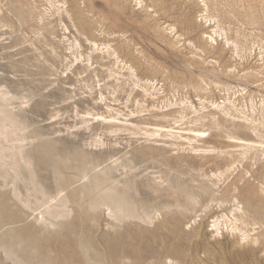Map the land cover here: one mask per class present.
I'll return each mask as SVG.
<instances>
[{"label": "rangeland", "instance_id": "374dc122", "mask_svg": "<svg viewBox=\"0 0 264 264\" xmlns=\"http://www.w3.org/2000/svg\"><path fill=\"white\" fill-rule=\"evenodd\" d=\"M0 122V264H264V0H0Z\"/></svg>", "mask_w": 264, "mask_h": 264}, {"label": "bare ground", "instance_id": "6f19581e", "mask_svg": "<svg viewBox=\"0 0 264 264\" xmlns=\"http://www.w3.org/2000/svg\"><path fill=\"white\" fill-rule=\"evenodd\" d=\"M140 3V2H139ZM101 4V3H100ZM100 4H98V5H100ZM151 9V8H150ZM155 10V9H154ZM149 14V13H148ZM215 31V30H214ZM84 35V34H83ZM213 37V36H212ZM214 38V37H213ZM92 41V40H91ZM94 41V40H93ZM97 45V44H96ZM115 54V53H114ZM216 62V61H215ZM218 65V64H217ZM229 68V67H228ZM130 69H131V67H130ZM220 71V70H219ZM246 71V70H245ZM216 72V71H215ZM257 72V71H256ZM263 72V71H262ZM244 74V73H243ZM148 81V80H147ZM146 81V82H147ZM263 81V80H262ZM148 83H150V82H148ZM258 83V82H257ZM206 84V83H205ZM135 85V84H134ZM152 88V87H151ZM150 88V89H151ZM144 89H146V88H144ZM148 92V91H147ZM152 95V94H151ZM209 100V99H208ZM221 100V99H220ZM228 100V99H227ZM230 102V101H229ZM185 104V103H184ZM215 104V103H214ZM190 105V104H189ZM216 105V104H215ZM182 106V105H181ZM186 106V105H185ZM218 106V105H217ZM187 108V107H186ZM168 109V108H167ZM182 109V108H181ZM197 110V109H196ZM11 117V116H10ZM113 117V116H112ZM164 117V116H163ZM167 117V116H166ZM172 117V116H171ZM203 117V116H202ZM105 118V117H104ZM173 118V117H172ZM175 118V117H174ZM180 118V117H179ZM4 119H6V118H4ZM106 119H109V118H107L106 117ZM111 119V118H110ZM116 119V118H115ZM161 119H162V117H161ZM185 119V118H184ZM235 120H236V118H234ZM10 120H12V119H10ZM105 120V119H104ZM118 120V119H117ZM170 120V119H169ZM202 120V119H201ZM105 121H107V120H105ZM123 121H125V120H123ZM189 121H190V119H189ZM242 121V120H241ZM111 122V121H110ZM129 122V121H128ZM128 122L126 123V124H128ZM174 122V121H173ZM197 122V121H196ZM1 123V122H0ZM134 123V122H133ZM177 123V122H176ZM195 123V122H194ZM203 123V122H202ZM125 124V123H124ZM125 124V125H126ZM188 124V123H187ZM186 124V125H187ZM197 124V123H196ZM208 124V123H207ZM212 125V124H211ZM246 125V124H245ZM130 126H131V124H130ZM129 126V127H130ZM154 126V125H153ZM156 126V125H155ZM181 126V125H180ZM125 127V126H124ZM171 127V126H170ZM183 127V126H182ZM192 127V126H191ZM158 128V127H157ZM179 128V127H178ZM204 128V127H203ZM205 128H207V127H205ZM249 128V127H248ZM163 129V127H160V129L159 130H162ZM165 129V128H164ZM174 130H179V129H174ZM186 131V130H185ZM188 131V130H187ZM193 131V130H192ZM219 131V130H218ZM240 131V130H239ZM148 132V131H147ZM150 132V131H149ZM194 132V134L196 135V136H198V137H201V138H206L207 137V134H206V132L205 131H200V130H195V131H193ZM158 133V132H157ZM166 133V132H165ZM186 133V132H185ZM209 133V132H208ZM225 133V132H224ZM158 136V135H157ZM162 136V135H161ZM166 136H168V134L166 135ZM170 136V135H169ZM208 136H210V135H208ZM179 137L180 138H184V139H188V140H191L192 141V139L189 137V136H183V134H180L179 135ZM228 137L230 138V139H238V138H236L235 136H232V135H228ZM172 139H173V137H172ZM184 139H182V140H184ZM175 140V139H174ZM233 140V141H234ZM238 140H240V139H238ZM242 140H244V139H242ZM245 141V140H244ZM242 142V141H241ZM246 142H248V143H246L247 144V146H250L251 145V143L250 142H252V141H249V140H246ZM260 143V142H259ZM261 144V143H260ZM189 145V144H188ZM192 145V144H191ZM232 147V146H231ZM242 147H244V146H242ZM234 148V147H233ZM195 150L197 149V148H194ZM206 149V148H205ZM211 149H213V148H211ZM240 149V148H239ZM215 150V149H214ZM213 150V151H214ZM247 150V149H246ZM199 151V150H198ZM201 151V150H200ZM203 151V150H202ZM207 151V150H206ZM250 151V150H249ZM216 152V151H215ZM210 153V152H209ZM239 153V152H238ZM237 154V153H236ZM264 154V153H263ZM245 155V154H244ZM239 156V155H238ZM218 160V159H217ZM230 161V160H229ZM229 163V162H228ZM230 164V163H229ZM235 165V164H234ZM242 166V165H241ZM263 168V167H262ZM211 169V168H210ZM216 173V172H215ZM223 173V172H222ZM214 174V173H213ZM225 174V173H224ZM109 186V185H108ZM92 187V186H91ZM249 187V186H248ZM119 197H121V196H119ZM115 198V197H114ZM122 199V197L119 199V201ZM124 200H125V198H124ZM122 201H123V199H122ZM114 202V201H113ZM124 203H125V201H124ZM116 204V203H115ZM115 204H113V205H115ZM125 205V204H124ZM116 206V205H115ZM121 206V205H120ZM117 207V206H116ZM236 207V206H235ZM234 207V208H235ZM122 209H123V207H121ZM128 208V207H127ZM115 209V208H114ZM129 209V208H128ZM128 209H127V211H128ZM236 209V208H235ZM240 210V209H239ZM115 211V210H114ZM117 211V210H116ZM115 211V212H116ZM123 211H125V208H124V210ZM126 211V212H127ZM237 211V210H236ZM122 212V211H121ZM234 212V211H233ZM242 212V211H241ZM117 213V212H116ZM130 213V212H129ZM125 214V213H124ZM126 215V214H125ZM136 215V214H135ZM227 216V215H226ZM236 218V217H235ZM238 219V218H237ZM215 225V224H214ZM217 227V226H216ZM220 230V229H219Z\"/></svg>", "mask_w": 264, "mask_h": 264}]
</instances>
